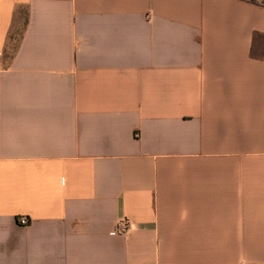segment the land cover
<instances>
[{"label": "crops", "instance_id": "1", "mask_svg": "<svg viewBox=\"0 0 264 264\" xmlns=\"http://www.w3.org/2000/svg\"><path fill=\"white\" fill-rule=\"evenodd\" d=\"M256 1L0 0V264L264 247Z\"/></svg>", "mask_w": 264, "mask_h": 264}, {"label": "trees", "instance_id": "2", "mask_svg": "<svg viewBox=\"0 0 264 264\" xmlns=\"http://www.w3.org/2000/svg\"><path fill=\"white\" fill-rule=\"evenodd\" d=\"M251 1L257 2L256 0ZM262 3L264 4V1ZM16 48L17 46H15V49ZM251 55L257 59H262L264 57V33H254Z\"/></svg>", "mask_w": 264, "mask_h": 264}, {"label": "rangeland", "instance_id": "3", "mask_svg": "<svg viewBox=\"0 0 264 264\" xmlns=\"http://www.w3.org/2000/svg\"><path fill=\"white\" fill-rule=\"evenodd\" d=\"M247 264H264V247H247Z\"/></svg>", "mask_w": 264, "mask_h": 264}, {"label": "built area", "instance_id": "4", "mask_svg": "<svg viewBox=\"0 0 264 264\" xmlns=\"http://www.w3.org/2000/svg\"><path fill=\"white\" fill-rule=\"evenodd\" d=\"M22 225H27L29 220L26 217H22L20 220ZM132 229V222L129 219H122L118 222L115 228V233L121 236H127Z\"/></svg>", "mask_w": 264, "mask_h": 264}]
</instances>
